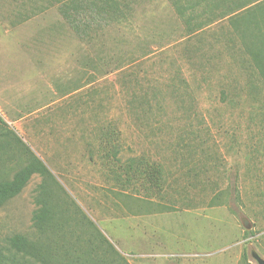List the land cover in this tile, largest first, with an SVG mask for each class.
Instances as JSON below:
<instances>
[{"label":"rangeland","instance_id":"374dc122","mask_svg":"<svg viewBox=\"0 0 264 264\" xmlns=\"http://www.w3.org/2000/svg\"><path fill=\"white\" fill-rule=\"evenodd\" d=\"M58 6L0 0V117L51 173L54 211L40 236L33 174L0 206V244L25 235L51 264H264V82L240 43L260 17L191 34L171 0H131L81 36ZM140 158L161 167L158 188L124 182Z\"/></svg>","mask_w":264,"mask_h":264},{"label":"trees","instance_id":"16d2710c","mask_svg":"<svg viewBox=\"0 0 264 264\" xmlns=\"http://www.w3.org/2000/svg\"><path fill=\"white\" fill-rule=\"evenodd\" d=\"M171 1L191 34L212 23L216 17H227L231 22L245 18L243 26L249 28L254 23L255 17L259 16L260 22L256 25L255 34L250 35L248 39H244L245 36L242 34L240 43L264 82V0ZM54 2L59 4V11L69 26L83 36L87 34L86 30L92 21L97 24H113L125 18L131 0H54ZM186 11L190 12L185 15ZM242 11L243 14L238 16ZM114 135V132L110 130L104 133L99 141L100 150L107 159H110L109 156L112 159L116 158L118 152ZM16 159L14 167L6 171L7 174L2 177L1 171L6 167V163ZM0 165H2L0 167V206L20 193L33 174H38L42 180L44 179L35 196V202L39 207L33 216V226L40 236L44 235L54 220V211L48 203V191L44 184L48 178L52 179L51 173L27 143L9 128L1 117ZM122 172L126 177L125 183L137 180L138 183L144 184L146 189L159 187L161 167L158 164L148 163L142 158L131 159L123 166ZM115 173L116 177L122 176L119 171ZM49 251V246L39 241L31 240L22 234H13L6 237L0 244V264H51ZM63 255L72 256L68 249L63 251ZM68 259L77 263L76 256Z\"/></svg>","mask_w":264,"mask_h":264},{"label":"water","instance_id":"95a60500","mask_svg":"<svg viewBox=\"0 0 264 264\" xmlns=\"http://www.w3.org/2000/svg\"><path fill=\"white\" fill-rule=\"evenodd\" d=\"M240 220H241V223L245 227L246 230H249L251 228V224H250L249 220L245 216H242L240 218Z\"/></svg>","mask_w":264,"mask_h":264}]
</instances>
